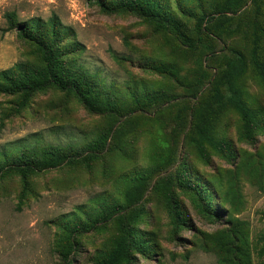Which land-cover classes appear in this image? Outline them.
<instances>
[{
  "label": "rangeland",
  "instance_id": "374dc122",
  "mask_svg": "<svg viewBox=\"0 0 264 264\" xmlns=\"http://www.w3.org/2000/svg\"><path fill=\"white\" fill-rule=\"evenodd\" d=\"M126 1L0 0V74L46 66L39 22L126 105L163 94L125 115L0 87V264H105L120 245L115 264H264V0ZM241 55L250 139L223 78ZM50 147L82 157L44 167Z\"/></svg>",
  "mask_w": 264,
  "mask_h": 264
},
{
  "label": "trees",
  "instance_id": "16d2710c",
  "mask_svg": "<svg viewBox=\"0 0 264 264\" xmlns=\"http://www.w3.org/2000/svg\"><path fill=\"white\" fill-rule=\"evenodd\" d=\"M124 4L133 10L143 11L148 15L162 14L160 7L153 0H142V5H137L133 0L126 1ZM8 18L10 19V23L13 22L14 18L11 15H8ZM36 26V31H31V29L27 30L28 32L34 33L33 37L35 40L43 46L46 56V66L37 69L28 64L19 63L14 68L3 71L0 74L2 76L1 79L8 85H0L4 90L31 92L55 85L59 89L69 90L77 94L87 109L91 111L125 115L135 113L136 110H144L151 103L159 102L163 99V94L159 91L146 93L140 100L136 99L137 97L134 94L132 103L126 105L123 103L122 98H116L113 93L105 90V87L97 81L94 75L77 66L66 65L60 60L59 56H57L58 49H54V42L59 36H63L62 33L57 34L55 31L50 33L49 30H51V27L46 29L39 22L36 23ZM243 60L244 56L241 55L239 64L230 65L223 73V78L230 88L233 105L243 120L244 134L246 138L250 139L259 124L253 111L242 99V91L239 83L245 72ZM161 68L159 65L156 66L158 70H161ZM209 141L213 146L219 147L215 141ZM104 142V138L100 137L96 143L87 149L95 153L97 149L103 146ZM202 145L203 143H200L198 147L202 148ZM49 150L42 156L44 158V167H52L63 160L79 159L82 157L80 154H70L71 151L66 153L62 147H50ZM201 153L203 152L201 151ZM68 230L71 235H75L81 230V227L75 223ZM126 254L125 248L120 245L115 253L107 255L103 260L105 264H115L120 257H124Z\"/></svg>",
  "mask_w": 264,
  "mask_h": 264
}]
</instances>
